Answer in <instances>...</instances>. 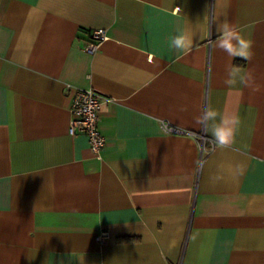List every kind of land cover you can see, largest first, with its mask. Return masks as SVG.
I'll return each instance as SVG.
<instances>
[{"label":"crops","instance_id":"crops-1","mask_svg":"<svg viewBox=\"0 0 264 264\" xmlns=\"http://www.w3.org/2000/svg\"><path fill=\"white\" fill-rule=\"evenodd\" d=\"M88 88L100 159L68 132ZM208 106L239 117L230 146L196 124ZM0 264H264V0H0Z\"/></svg>","mask_w":264,"mask_h":264},{"label":"clouds","instance_id":"clouds-1","mask_svg":"<svg viewBox=\"0 0 264 264\" xmlns=\"http://www.w3.org/2000/svg\"><path fill=\"white\" fill-rule=\"evenodd\" d=\"M178 11V10H177ZM219 30V29H218ZM220 36L222 42L219 47L232 57L251 59V41L242 37L237 30L227 21L222 25ZM223 38H227L226 42ZM192 37L187 30L179 29L176 34L169 38V47L177 53L187 54L192 49ZM251 80V74H240L230 72L226 85L234 86L238 81L246 86ZM196 124L201 126L202 131L211 133V139L220 147L225 148L234 143L236 133L239 129L240 119L238 116L220 114L210 106L202 109L201 114L195 118ZM203 163V162H201Z\"/></svg>","mask_w":264,"mask_h":264},{"label":"built area","instance_id":"built-area-1","mask_svg":"<svg viewBox=\"0 0 264 264\" xmlns=\"http://www.w3.org/2000/svg\"><path fill=\"white\" fill-rule=\"evenodd\" d=\"M106 39L105 32L102 30L92 31L88 42L84 46V51L93 54L100 47L101 43ZM67 90H70L69 88ZM108 99L93 90L75 89L72 95L70 105V121L68 132L71 136L84 135L88 139V144L91 153L100 159L103 150L105 139L99 131V109L101 105L107 102ZM164 131L169 134H187L186 132L172 128L167 124H163ZM202 142V149L204 150V143L207 141L204 135H197ZM105 234L99 237L102 241Z\"/></svg>","mask_w":264,"mask_h":264}]
</instances>
